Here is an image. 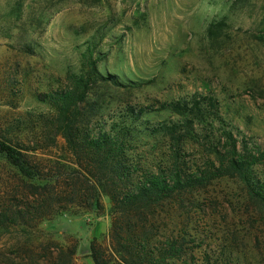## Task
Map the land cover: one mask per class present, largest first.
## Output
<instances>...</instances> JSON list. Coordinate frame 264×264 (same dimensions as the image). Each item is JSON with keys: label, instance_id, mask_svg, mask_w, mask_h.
Instances as JSON below:
<instances>
[{"label": "rangeland", "instance_id": "1", "mask_svg": "<svg viewBox=\"0 0 264 264\" xmlns=\"http://www.w3.org/2000/svg\"><path fill=\"white\" fill-rule=\"evenodd\" d=\"M220 20L226 28L213 40L207 29ZM91 41L107 54L100 72L116 75L129 88L95 91L110 104L106 114L127 104L156 106L211 92L240 138L264 148V0H0V128L49 112L37 95L60 86L67 72H77L80 52ZM9 80L19 81V93L9 92ZM154 114L151 121L167 117ZM21 129L10 138L33 142L30 127ZM155 142L141 138V156L154 160ZM257 172L264 178V165ZM19 176L0 154L1 196L20 184L15 182ZM101 201L102 213L72 208L34 229L0 230V249L12 251L17 263L51 264L43 250L49 242L76 245L73 264H95L90 244L97 240L109 246L111 226L110 201ZM183 211L190 232L194 228L199 234L202 251L218 254L227 245L264 264V213L238 181L213 182L189 196ZM26 248L35 251L32 258Z\"/></svg>", "mask_w": 264, "mask_h": 264}, {"label": "trees", "instance_id": "2", "mask_svg": "<svg viewBox=\"0 0 264 264\" xmlns=\"http://www.w3.org/2000/svg\"><path fill=\"white\" fill-rule=\"evenodd\" d=\"M225 28L220 20L207 33L215 40ZM106 57L98 42H88L78 71L67 72L60 86L37 95L49 112L0 128V154L20 175L15 179L20 184L6 198L0 195V230L34 229L72 208L102 213L101 198L106 197L111 204L109 246L91 242L95 264H259L227 245L218 254L202 251L183 209L189 196L232 179L264 213V178L257 172L264 165V148L240 138L211 92L156 106L127 104L106 114L110 104L95 91L101 86L129 89L116 75L100 72ZM19 86V81L7 83L11 94L19 93ZM154 113L167 117L151 121ZM22 125L32 130L33 142L10 138ZM58 137L63 142H55ZM143 137L156 140L158 156L152 161L140 154ZM50 150L56 155H48ZM43 250L51 264H73L77 246L49 242ZM11 252L0 249V264H23ZM25 253L32 258L35 251L26 248Z\"/></svg>", "mask_w": 264, "mask_h": 264}]
</instances>
